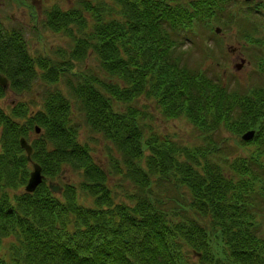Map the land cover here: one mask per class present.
Instances as JSON below:
<instances>
[{"label":"trees","instance_id":"obj_1","mask_svg":"<svg viewBox=\"0 0 264 264\" xmlns=\"http://www.w3.org/2000/svg\"><path fill=\"white\" fill-rule=\"evenodd\" d=\"M41 19L67 48L33 52L0 16V264H264V0H76ZM215 25L249 45L245 88L209 73ZM154 111L192 140L157 134Z\"/></svg>","mask_w":264,"mask_h":264},{"label":"rangeland","instance_id":"obj_2","mask_svg":"<svg viewBox=\"0 0 264 264\" xmlns=\"http://www.w3.org/2000/svg\"><path fill=\"white\" fill-rule=\"evenodd\" d=\"M55 3H58L63 8H69L76 3V0H0V16L6 28L16 25L19 26L21 24L24 25V37L27 43L32 46L33 52L39 51L41 49V44L45 45L49 50L56 49L57 47L67 48V38L65 36L58 33H51L42 28V11ZM233 7L235 8V6ZM10 19L12 20L9 21ZM215 27L221 29L220 33L212 35L211 39L208 41H203L207 43L210 49L215 47L213 46V41H220L221 44L218 49L213 48L214 60L217 59L218 63L214 66L213 60L210 61L212 68H210L209 73L212 75L219 71L222 73L224 80L229 77L235 84L238 81L241 84L239 87L245 88L246 84L252 83V71L257 69L256 62L248 55L249 45H243V40L237 38V29L234 25L228 30H224V28L219 25L213 26V29H215ZM38 37L43 41L42 43H38V40H36ZM205 37L210 38L209 34H206L204 38ZM186 46L187 45H184L182 50L185 49ZM229 46H231V50L227 49ZM200 50L199 48L193 50L188 48L186 50L188 51L186 54L188 56L185 60L189 67L196 68L202 66V64L205 65L206 61L202 58L203 55ZM240 59H244V64L237 70L235 64H239ZM208 63L209 60L207 61V64ZM91 64L92 62L87 61L88 67H90ZM232 80L228 82L229 87L233 82ZM259 81L260 80L257 78L256 82L258 83ZM11 100L12 98L7 95L3 101V106L5 107L6 103ZM151 117L152 120L149 123L150 128L153 127L157 134L170 137L172 140H192L194 129L186 120L182 118L164 119L161 113L156 111L152 112ZM230 143L232 144L233 142ZM93 156L97 161H104L100 149L97 150ZM76 178H79V176L70 171H64L61 180L65 183L66 181L69 182ZM55 182L59 183V180H55ZM192 260H195V257H192Z\"/></svg>","mask_w":264,"mask_h":264},{"label":"water","instance_id":"obj_3","mask_svg":"<svg viewBox=\"0 0 264 264\" xmlns=\"http://www.w3.org/2000/svg\"><path fill=\"white\" fill-rule=\"evenodd\" d=\"M243 1H250V0H243ZM214 31L216 34H218V33H220L221 29L219 27H215ZM227 49L231 50V46H229ZM243 64H244V59H240V63L235 64V68L237 70H239ZM0 86L4 89L7 88V86H8V80L3 74H0ZM35 132L36 133L39 132L38 127H35ZM254 134H255L254 130H248L242 134L241 139L244 141L250 140L253 138ZM19 145L24 150V152L26 154L27 161L30 162L32 165V169L29 172L26 184L24 186V191L27 193H31L42 182L43 174L41 172L40 165L31 161L30 156L32 154V147L24 137L19 138ZM47 185H48V188L50 189V191L52 193L61 194L62 186L59 183H56L53 181H48Z\"/></svg>","mask_w":264,"mask_h":264},{"label":"flooded vegetation","instance_id":"obj_4","mask_svg":"<svg viewBox=\"0 0 264 264\" xmlns=\"http://www.w3.org/2000/svg\"><path fill=\"white\" fill-rule=\"evenodd\" d=\"M35 16V15H34ZM22 25V26H21ZM21 25H19V26H17V27H20V28H24V25L23 24H21ZM4 26V25H3Z\"/></svg>","mask_w":264,"mask_h":264}]
</instances>
